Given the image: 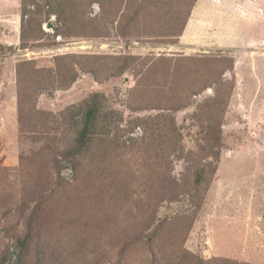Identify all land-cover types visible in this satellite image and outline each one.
<instances>
[{"label": "rangeland", "instance_id": "obj_1", "mask_svg": "<svg viewBox=\"0 0 264 264\" xmlns=\"http://www.w3.org/2000/svg\"><path fill=\"white\" fill-rule=\"evenodd\" d=\"M228 3L197 0L176 44L138 28L57 35L51 16L43 38L23 45L21 0H0V264H36L40 255L44 264H264V21L256 13L246 21ZM68 56H76V79L62 88L72 75L60 78L56 67ZM211 59L234 62L222 76L234 89L220 144L198 117L215 85L174 72ZM30 61L32 100L20 99L17 66ZM95 94L118 119L108 176L93 173L88 156L64 157ZM169 125L178 131L174 150L159 142ZM159 144L168 159L149 181ZM208 162L197 211L194 174Z\"/></svg>", "mask_w": 264, "mask_h": 264}, {"label": "trees", "instance_id": "obj_2", "mask_svg": "<svg viewBox=\"0 0 264 264\" xmlns=\"http://www.w3.org/2000/svg\"><path fill=\"white\" fill-rule=\"evenodd\" d=\"M125 1L127 3L124 6ZM128 1L21 0L20 40L23 45H26L30 41L36 42L43 38L42 23L50 19L51 16H55L58 23L55 28L57 35L101 37L109 34L113 28L120 30V32L138 28L141 29L142 33L172 38L170 43L176 44L197 2V0H173V5L169 7L168 5L172 0H136L134 4L132 1V8L129 6ZM93 2L99 5V11L95 15H91L88 10L89 5ZM184 7L187 8L185 11ZM140 17L142 18L141 21L138 20ZM147 17V20L143 19ZM73 58H76V56L62 58L64 60L67 59L68 63L62 65L59 61L56 67L60 78H64L70 73L72 75L70 82L60 80L62 88H67L76 79ZM224 61L225 64L222 65L221 62L211 59L203 65L202 63L201 65L197 63L193 66L177 67L174 70V72L183 74L185 79H182V81L196 82L199 79H203L204 88L215 85L214 97L205 101L204 105L200 107L198 117L200 120L207 121L214 128L215 136L213 140L216 144H220L222 141L220 126L223 124L234 89V84L230 82L224 83L222 79L225 71L234 66V62L230 59H224ZM35 72L34 62H21L18 64L17 83L20 99L21 96H29V100H32L31 84L25 82L24 75L32 78ZM191 72H194V77L191 76ZM178 92L182 91L179 89ZM166 93L173 95L176 92H171V90L167 89ZM102 97L101 94H95L92 103L87 105L86 109L75 119L76 126L73 127L75 135L71 146L65 151L64 157L81 161L88 156L90 162L95 166L90 165L93 168L96 167L93 173L99 172L100 175L108 176L113 172L110 162L116 158V146L113 145V142H115L114 135L116 132L114 133V131L118 119L115 111L105 109ZM21 109V102H19V110L23 114ZM64 117L66 118L65 115ZM161 123H163V120ZM155 127L158 126L155 125ZM159 133L160 143H165L168 148H173V150L177 148L179 138L175 125H169L165 131L162 130ZM154 151V156L150 159V165L146 168L149 181L160 174V168L168 159L165 154V148L162 145L159 144ZM212 164V162H208L199 166L194 174L190 201L197 211L201 210L204 204L206 186ZM29 237L30 233H27L19 240L22 254L25 251ZM43 258L44 256L40 255L36 264H44Z\"/></svg>", "mask_w": 264, "mask_h": 264}, {"label": "crops", "instance_id": "obj_3", "mask_svg": "<svg viewBox=\"0 0 264 264\" xmlns=\"http://www.w3.org/2000/svg\"><path fill=\"white\" fill-rule=\"evenodd\" d=\"M227 7L237 16L246 19V21L254 22L255 19L253 15H255V13L264 21V0H229ZM260 38L257 40L261 43L260 46L264 47V37ZM254 41L255 39L252 40V42Z\"/></svg>", "mask_w": 264, "mask_h": 264}]
</instances>
